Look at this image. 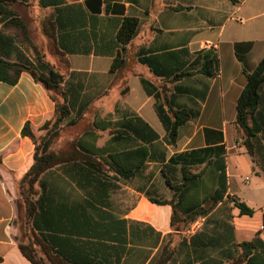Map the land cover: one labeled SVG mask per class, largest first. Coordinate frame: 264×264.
<instances>
[{"label": "crops", "instance_id": "crops-1", "mask_svg": "<svg viewBox=\"0 0 264 264\" xmlns=\"http://www.w3.org/2000/svg\"><path fill=\"white\" fill-rule=\"evenodd\" d=\"M12 1L10 14L0 16V59L31 66L37 74L50 70L60 74L61 88L74 101L73 118H78L79 112L83 114L63 140H79L89 133L86 140L98 149L119 153L150 147L129 129H143L149 137L140 119L159 135L160 148L164 149L165 162H147V168L132 179L108 170L104 174L109 183L106 200L88 203L117 220L141 223L143 230L150 226L161 234L158 247H153L156 233L148 229L149 233L135 243L125 244L119 261V244L112 243L119 240V233L73 239L102 243L92 248L84 244V256L97 258L103 264H155L162 240L172 234V208L153 204L149 197L172 198L161 170L173 167L168 165L171 158L192 152L196 154L185 159L194 173L204 169L206 163L200 162L222 158L228 194L254 211L249 217L233 209L236 242H245L239 240L242 237L251 241L257 233L264 241V201L258 203L255 193L264 188V177L254 172L236 126L237 101L246 86V73H253L264 58V0ZM14 18L25 25L24 32L11 23ZM127 18L137 19L139 28L126 46V65L113 73V60L122 48L117 35ZM207 50L218 59V70L211 78L201 74V66L195 64L198 54ZM165 88L175 100L174 109L183 107L196 113L179 129L173 145L156 112V104L161 102L154 96ZM52 95L55 93L37 83L29 72H23L15 85L0 82V264H32L20 249L29 244V239L18 182L33 164L35 145L22 136V130L29 122L36 136L42 134L41 126L55 114ZM261 96L259 113L264 116V85ZM100 122L109 127L98 129L95 124ZM205 149H212L211 155L197 153ZM107 156L108 153L104 155ZM182 165L180 161L174 164L178 179ZM156 170L164 184L161 197L154 183ZM56 172L70 182L74 174ZM139 178L141 185L130 186ZM239 181L252 190L242 191ZM72 186H66V191L90 198L91 186ZM122 189L133 194V205H119L115 197ZM119 207L127 210L119 213ZM102 219L108 225L107 216ZM203 223V219L194 223L186 236L200 231ZM34 232L39 238V232ZM49 252L56 257L54 251Z\"/></svg>", "mask_w": 264, "mask_h": 264}, {"label": "trees", "instance_id": "trees-1", "mask_svg": "<svg viewBox=\"0 0 264 264\" xmlns=\"http://www.w3.org/2000/svg\"><path fill=\"white\" fill-rule=\"evenodd\" d=\"M231 1L238 3V0ZM12 4V0H0V16H8ZM11 23L23 32L26 29L21 20L14 18ZM138 28L137 19H124L117 35L122 48L113 60L111 72L126 65V46L136 36ZM195 64L201 66L200 73L206 77H214L218 70V59L210 50L200 52ZM23 72H29L37 83L55 93L51 96L55 102V114L41 126L42 134L36 136L29 122L22 130V136L30 138L35 145L33 164L18 182L26 210V233L29 239L28 245L20 246L23 255L32 264H103L97 258L82 253L84 244L92 248L101 242L73 239L119 233V240H112V243L119 244L120 261L125 244L135 243L142 235L149 233L148 229L150 233H156L153 247H158L161 234L154 232L150 226L143 230L140 228L141 223L120 218L117 220L109 212L89 206L88 203L89 200L99 203L106 200L109 183L104 174L108 170H113L125 179H132L147 168V162H165L159 135L138 119L144 129L150 132L149 137L145 136L143 129H129L150 143V147L139 146L119 153L108 148L98 149L86 140L89 133L79 140L65 141L62 138L71 127L78 125L83 114L79 112L78 118H73L74 101L61 88L62 77L53 70L47 74H37L31 66L0 59V82L15 85ZM246 79V86L237 101L236 126L238 136L242 138L243 146L252 160L254 172L264 177V116L259 113L264 85V58L253 73H246ZM147 92L152 93L148 87ZM161 93L154 96L161 102L156 104V112L167 132L169 144L173 145L178 140L179 129L196 113L183 107L174 109L173 96H168L166 88ZM107 126L105 122L95 124L98 129H106ZM211 151L205 149L197 153L211 155ZM106 153L108 156L104 157ZM194 154L173 157L168 162L173 167H168L169 171L161 170L165 184L173 194L170 200L149 197L153 204L172 208V234L162 240L159 246L161 253L156 257L155 264H264V241L259 233L251 241L237 243L235 240L233 209H238L240 216L249 217L253 216L254 211L228 194L224 160L206 159L200 162L206 163L204 169L194 173L189 167L191 163L185 159ZM178 161L184 164L179 179L174 168ZM56 171L74 173L71 182ZM73 183L81 189L91 186L90 198L86 199L71 190L66 191V186L73 187ZM38 194V199H35ZM104 216H107L108 225L103 223ZM200 219L204 220L202 229L190 237L186 236L191 226ZM34 230L39 232V238ZM174 235H177L178 240L173 239ZM49 251H54L56 257H52Z\"/></svg>", "mask_w": 264, "mask_h": 264}, {"label": "rangeland", "instance_id": "rangeland-1", "mask_svg": "<svg viewBox=\"0 0 264 264\" xmlns=\"http://www.w3.org/2000/svg\"><path fill=\"white\" fill-rule=\"evenodd\" d=\"M242 144H243V141H242ZM154 175L155 176L157 175L156 179L154 180L155 188H157V192H159V194H161V195H159V197H161L164 193V191H163L164 184H163V181L160 178L159 174L157 173V170H156V173H154ZM253 178H255V176ZM257 182H260V181H257ZM142 183L143 182L139 178V179H135L134 182L132 184H130V186L135 187L137 185H141ZM239 183L241 184V185H239V187L242 189V191H251L252 190L251 186L242 185V183L240 181H239ZM255 193L257 194L256 196H257L258 203L263 202L264 201V188H262L259 191H256ZM115 198H119V205L121 203L124 204V202H128V205H133L134 199H135L133 194H131L127 191H123V189H122V191H119V194L118 193L116 194ZM263 204H264V202H263ZM117 210L119 211V213H122V212L126 211L127 208L119 207V209H117ZM176 240H178V239H176ZM239 240L240 241H244V240L249 241V237H242V238H239Z\"/></svg>", "mask_w": 264, "mask_h": 264}]
</instances>
